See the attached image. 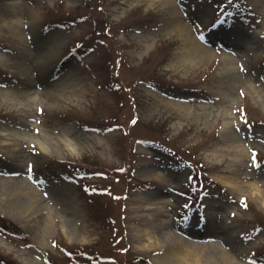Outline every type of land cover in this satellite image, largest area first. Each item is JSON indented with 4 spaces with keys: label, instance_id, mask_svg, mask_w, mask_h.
<instances>
[{
    "label": "rangeland",
    "instance_id": "rangeland-1",
    "mask_svg": "<svg viewBox=\"0 0 264 264\" xmlns=\"http://www.w3.org/2000/svg\"><path fill=\"white\" fill-rule=\"evenodd\" d=\"M181 239L264 264V0H0V264Z\"/></svg>",
    "mask_w": 264,
    "mask_h": 264
},
{
    "label": "bare ground",
    "instance_id": "bare-ground-1",
    "mask_svg": "<svg viewBox=\"0 0 264 264\" xmlns=\"http://www.w3.org/2000/svg\"><path fill=\"white\" fill-rule=\"evenodd\" d=\"M15 134L18 136H23V134L20 132L17 133L15 132ZM150 236L151 234L148 235V239L150 238ZM193 243L194 242L190 240L181 239L180 245L182 247H178L176 249L167 247L168 249H165L166 252L164 253L162 251L163 253L153 257V261H155L157 264H165L168 262L174 264H198L199 262L197 260L196 255L190 254V250H189L191 249Z\"/></svg>",
    "mask_w": 264,
    "mask_h": 264
},
{
    "label": "snow or ice",
    "instance_id": "snow-or-ice-1",
    "mask_svg": "<svg viewBox=\"0 0 264 264\" xmlns=\"http://www.w3.org/2000/svg\"><path fill=\"white\" fill-rule=\"evenodd\" d=\"M243 199V198H242Z\"/></svg>",
    "mask_w": 264,
    "mask_h": 264
}]
</instances>
